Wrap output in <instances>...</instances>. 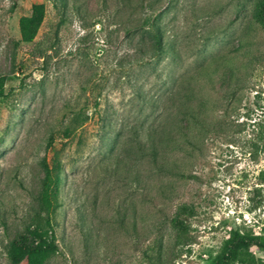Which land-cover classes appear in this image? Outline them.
Segmentation results:
<instances>
[{
  "label": "rangeland",
  "instance_id": "1",
  "mask_svg": "<svg viewBox=\"0 0 264 264\" xmlns=\"http://www.w3.org/2000/svg\"><path fill=\"white\" fill-rule=\"evenodd\" d=\"M264 0H0V264L31 222L45 167L63 172L49 264H216L232 229L264 238ZM46 15L33 44L18 21ZM148 18L167 49H154ZM34 47L45 49L35 57ZM225 56L230 62L213 61ZM210 78L200 76L203 68ZM195 77L204 126L189 124L182 150L154 166L135 134H176L181 80ZM79 114L86 120L63 135ZM182 206L187 229L172 227ZM251 264L264 248L251 247ZM238 264V263H236Z\"/></svg>",
  "mask_w": 264,
  "mask_h": 264
},
{
  "label": "trees",
  "instance_id": "2",
  "mask_svg": "<svg viewBox=\"0 0 264 264\" xmlns=\"http://www.w3.org/2000/svg\"><path fill=\"white\" fill-rule=\"evenodd\" d=\"M156 1V0H155ZM46 15V7L44 3L32 5L28 15L20 17L18 21V31L20 35V41L26 44H33L38 31L44 21ZM254 21L258 23L264 30V1H258L253 14ZM145 26L151 31L153 38L154 49L161 53H169L172 57H178V53L175 49L165 48L164 34L160 25L152 18H148L145 21ZM31 53L35 57H43L45 53L44 48L34 47ZM213 61L230 62L225 56H219L213 59ZM200 76H207L210 78L211 72L207 68H203L199 71ZM196 78H188L181 80L176 86L179 88L178 97V110L182 115L183 120L186 122V126L176 124V134L161 130V134H153L152 132L145 133L143 135L135 134V142L142 153L147 156L149 161L160 169L167 171L168 173L176 176L184 174V170L179 166H167L162 162H158L160 156L161 146V158L163 157L162 151L164 146H172V150L180 151L181 140L179 138L186 137L188 139L189 134L186 133V128L189 124L204 126L202 117L204 113L205 98L201 96L200 87L196 86ZM7 79L5 76H0V98L6 96ZM264 108V100L262 102ZM86 118H81L79 114H75V117L70 119L68 125H66L62 132L64 136H68L73 129L79 127ZM260 126L258 133V139L260 141V152H264V120ZM187 143H193L191 140H185ZM63 172L56 168L45 167V177L41 182L40 191L37 197L38 210L32 217L31 222L24 228V230L17 234L16 237L10 242L7 249L8 264H49L51 259L58 253L59 247L57 243L56 235V222L55 215L59 207L57 190L60 184V179ZM264 183V180L263 182ZM192 210L187 206H182L178 209V212L171 219V225L178 230L187 229V219L191 216ZM264 248V238L259 235H254L252 232H243L239 229H232L229 236L223 240L218 253L215 258L216 264H251L254 256L251 253V247Z\"/></svg>",
  "mask_w": 264,
  "mask_h": 264
}]
</instances>
